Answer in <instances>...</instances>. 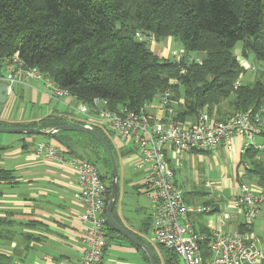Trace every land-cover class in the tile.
I'll return each instance as SVG.
<instances>
[{
    "label": "trees",
    "instance_id": "1",
    "mask_svg": "<svg viewBox=\"0 0 264 264\" xmlns=\"http://www.w3.org/2000/svg\"><path fill=\"white\" fill-rule=\"evenodd\" d=\"M165 38L180 45V60L150 50L149 39L158 42ZM237 44L245 60L251 54L256 62L264 63V0H0V58L17 54L25 68H36L78 104L90 105L99 99L111 109L125 107L139 113L170 90L171 102H177L172 118L179 123L200 113L220 121L237 112L254 114L264 108V72L252 83H242L244 72L255 69L239 64L234 55ZM70 116L53 113L28 124L3 125L0 120V127L45 131L85 125ZM93 130L114 156L110 134L96 127ZM43 136L97 167L106 184L107 204L110 186L106 178L111 181V167L102 144L85 132ZM258 136L264 147V124ZM245 153L253 157L258 150L248 148ZM249 171L264 189V169ZM9 180L10 173L0 169V183ZM112 215L120 224L115 207ZM105 225L106 240L114 236L148 261L140 248L107 221ZM149 227L148 216L139 234L124 228L145 244L142 234ZM201 234L208 237L206 231ZM161 250L164 264H179L171 251ZM152 257L157 264L153 253ZM1 264L10 262L1 260Z\"/></svg>",
    "mask_w": 264,
    "mask_h": 264
},
{
    "label": "built area",
    "instance_id": "2",
    "mask_svg": "<svg viewBox=\"0 0 264 264\" xmlns=\"http://www.w3.org/2000/svg\"><path fill=\"white\" fill-rule=\"evenodd\" d=\"M0 83L7 86L8 99L3 106L6 111L11 108L10 99L15 85L35 84L37 88L44 89L50 100L62 103L73 116L80 118L84 127L100 128L134 146L133 168L145 174L142 188L149 202L151 241L171 251L179 264H264V238L249 231L255 221L264 217V191L242 185L239 194L232 199L231 208L245 217L244 231L221 233L210 230L206 237L194 230L190 216L212 214L214 207L185 203L184 192L176 185L174 171L167 165L164 156L168 148L184 153L213 151L223 146L229 151L234 136L252 140L264 124V108L254 114L250 111L237 112L220 121L200 113L193 122L179 123L172 118L170 90L162 92L156 100L159 111L167 117L165 119L149 118L145 114L147 105L137 113L125 107L111 109L106 101L99 99H94L90 105L78 104L68 91L36 68H25L17 54L0 58ZM248 148L264 150L262 145L251 143L245 144L243 150ZM35 149L45 160L55 161L76 175L77 198L84 208L80 220L85 227L82 232L83 249L75 264H101L107 246V190L97 167L82 158L66 157L62 146L52 140L38 142ZM182 162L183 156L178 154L175 165L181 167ZM219 215L222 225L233 217L224 210Z\"/></svg>",
    "mask_w": 264,
    "mask_h": 264
},
{
    "label": "crops",
    "instance_id": "3",
    "mask_svg": "<svg viewBox=\"0 0 264 264\" xmlns=\"http://www.w3.org/2000/svg\"><path fill=\"white\" fill-rule=\"evenodd\" d=\"M164 40L166 42L169 40L170 42L173 41L172 38H165L158 42L150 40L154 42L151 45L149 41L150 50L155 54L162 52L163 48L161 45ZM175 43L177 46L178 43ZM178 48V50H181L180 47ZM234 55L241 66L249 68L246 60L241 55L240 48H235ZM200 57L193 55L192 58L199 59ZM12 90L13 96L10 102L14 106L17 101L20 106L24 99H27L25 101L31 106V109L38 108V106H48L51 102H55L45 95L42 87L37 88L35 84L30 86L17 84ZM156 100L157 97L146 104L145 114L152 120L154 118H167L159 111ZM179 103H181V100ZM176 105L177 102H172L173 115L177 109ZM14 106L12 107L11 105L8 111L3 107L0 113L1 122H6L7 124H28L43 118L37 117L35 113L32 116L30 115L31 117L25 121L26 110L22 109L14 112ZM23 108H26V106ZM53 113H70V117L77 119L68 109L66 111L58 109L47 111L44 117ZM195 119L188 118L181 123L193 122ZM211 119L214 120V118ZM18 136L21 137L10 138L9 140L0 138V169L10 173L9 182L0 183V264L1 260L6 259L9 260L10 264H22L24 257L26 258L29 254L34 255L32 264H75L83 249L82 232L85 227L80 220V215L84 212V208L77 198L78 183L76 175L67 168L59 166L55 161H47L39 156L35 148L40 141L31 136ZM255 137L260 138L258 135ZM255 137L250 140L245 136H234L231 140V149L229 151L223 146L213 151L176 153L175 150L170 148L165 150V161L175 172V183L177 182L176 173L179 169L175 165V158L178 154L183 156L182 164L186 163L188 159L190 160L191 183L194 185L199 184L200 181L197 162L202 159L201 155H199L202 154L201 152H210L213 156L212 160L219 168V179L218 177L215 178L213 185L210 182L204 183L205 187L212 190V195L215 194L214 196L211 195V198H214L209 201L211 203L210 206L214 207L213 213L190 216V221L196 232L201 234L202 231L208 233L210 230H215L221 233H232L245 230L244 215L240 211L231 208L230 203L239 194L242 185L254 190L264 191L257 183L254 174L249 171L259 167L264 169V152L258 151L254 156L251 155L253 153H250L253 157H249L244 155L246 150H243L244 145L247 143L262 145L261 138V143H257ZM109 139L115 154L123 159V165L125 163L133 167L132 163L136 153L134 146L111 135ZM45 140H52L57 143L54 139L47 137ZM63 153L68 158H79L68 154L64 149ZM198 157L201 159H198ZM142 179L143 177L138 183L141 188ZM182 179L184 185L187 177L183 176ZM225 191H228V199L219 201L221 197L218 194ZM201 197L202 194L200 195L197 192L184 193L185 203L190 206L204 205V203L208 202L201 201ZM223 210L233 216L232 219L227 220L225 225L221 224L219 215ZM214 213L218 215L216 216ZM115 215L121 224L122 217L116 211ZM142 222L138 224L139 228ZM124 224L132 229L137 225L135 221H130L126 215H124ZM263 225L264 217H260L249 228L250 233L261 239L264 238V233L259 235L255 232H259ZM224 229L228 231H224ZM131 232L140 233V231L134 230ZM135 251L134 248L124 243V241L111 236L110 239L107 238V246L101 264L114 263L113 260L115 258L124 256V253H134ZM115 264H124V262Z\"/></svg>",
    "mask_w": 264,
    "mask_h": 264
},
{
    "label": "rangeland",
    "instance_id": "4",
    "mask_svg": "<svg viewBox=\"0 0 264 264\" xmlns=\"http://www.w3.org/2000/svg\"><path fill=\"white\" fill-rule=\"evenodd\" d=\"M143 39V38H142ZM151 45L154 44V42L150 41ZM162 52L157 54L160 57L172 59L175 61H178L182 57V51L178 50L180 45L176 46L175 41H163L162 42ZM239 48V44H237L236 49ZM200 57V55H196ZM247 65L251 68L253 67L255 71H250L246 70L243 74L242 78V83L243 84H248L252 83L255 81L257 77L261 73L264 72V63L262 62H256L254 60L253 55L249 54L246 58ZM27 99H24L22 104L19 106V102L12 104V107L14 106V112H17L19 110L25 109V115H24V120L27 121L28 118H30L32 115L36 113L37 117H44V115L47 113V111H51L54 109L66 111L67 108L62 105L60 102H51L48 106H38V108H32L31 106L25 101ZM26 106V108H23ZM32 111V112H31ZM31 115V116H30ZM80 120V118H77ZM7 123L4 122L3 125H6ZM49 130V129H48ZM45 130V131H48ZM16 137H21L18 135H13V134H2L0 133V138L3 140H9L10 138H16ZM37 141H42L45 140L46 137H43L41 135H35L31 136ZM255 141L258 143L260 141L259 137H255ZM259 143V144H260ZM201 158L198 157V159H201L200 161L197 162L198 164V174H199V184L194 185L191 183L192 176L190 175V166L191 162L188 159L186 163H183L181 167H179L176 175V183L178 186H180L183 189L184 193H190V192H197L202 194L201 201H211V195H212V190L210 188H207L204 186V183L210 182L212 185L214 184L215 178L218 177L219 179V168L217 167L216 163L212 160V154L210 152H201ZM198 155V156H199ZM114 160L116 164V169H117V198H116V203H115V211L122 217L121 224L125 227L126 224H124V215L130 219L132 222H136L137 225L134 229L131 227L128 228L131 231H139V226L138 224L141 221H146L148 215H149V202L146 196L144 195V190L143 188L139 187L138 183L141 180V178L145 176V174L135 170L133 167L129 166L128 164L123 165V159L119 157V155L114 154ZM175 173V172H174ZM186 176L187 180L186 183L183 185V179L182 177ZM106 181L109 183L108 186H110V180L106 178ZM213 194L212 196H214ZM221 199L219 198V201H226L228 199V191H225L223 193L218 194ZM214 215H218L217 213H214ZM134 224V223H133ZM224 231H228L224 229ZM257 232L259 235H263L264 233V225L263 227ZM143 241L145 242L144 245L147 246V248L150 250L151 254L153 253L154 256L156 257L157 264H164L163 262V251L161 250L160 247L157 245L153 244L151 241L152 237L149 233V231L145 234H142ZM34 255L29 254L26 258L22 260V264H32ZM147 257V256H146ZM148 259V258H147ZM114 263H109V264H115V263H122L124 264H149V261H147L143 255L135 251L134 253H124V256L120 258H115L113 260Z\"/></svg>",
    "mask_w": 264,
    "mask_h": 264
},
{
    "label": "water",
    "instance_id": "5",
    "mask_svg": "<svg viewBox=\"0 0 264 264\" xmlns=\"http://www.w3.org/2000/svg\"><path fill=\"white\" fill-rule=\"evenodd\" d=\"M7 86L5 84L0 83V113L2 112L4 104L7 102ZM58 132H85L92 135L96 140H98L102 146L104 151L106 152L110 167H111V181H110V192L109 197L106 204L105 209V217L107 223L110 225L112 229H114L121 236L129 240L136 247L140 248L148 258L149 264H155L152 254L150 250L144 245L140 240H138L132 233H130L127 229H125L122 225L117 223L113 218L112 212L115 207L116 198H117V169L113 156V152L108 145V143L104 140V138L98 134L95 130L84 127V126H60L52 129L51 131H43L36 128H28V127H0V133L2 134H13V135H53Z\"/></svg>",
    "mask_w": 264,
    "mask_h": 264
}]
</instances>
